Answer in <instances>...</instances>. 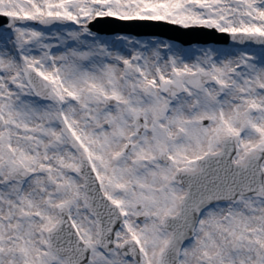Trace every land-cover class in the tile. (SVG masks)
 Here are the masks:
<instances>
[{
	"label": "snow or ice",
	"instance_id": "obj_1",
	"mask_svg": "<svg viewBox=\"0 0 264 264\" xmlns=\"http://www.w3.org/2000/svg\"><path fill=\"white\" fill-rule=\"evenodd\" d=\"M0 264H264V0H0Z\"/></svg>",
	"mask_w": 264,
	"mask_h": 264
},
{
	"label": "water",
	"instance_id": "obj_2",
	"mask_svg": "<svg viewBox=\"0 0 264 264\" xmlns=\"http://www.w3.org/2000/svg\"><path fill=\"white\" fill-rule=\"evenodd\" d=\"M152 31H156V32H159V33H167V35H175L176 33L168 30V29H164V28H154V29H151Z\"/></svg>",
	"mask_w": 264,
	"mask_h": 264
}]
</instances>
